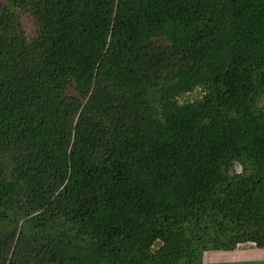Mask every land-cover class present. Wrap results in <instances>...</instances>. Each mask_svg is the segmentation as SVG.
<instances>
[{"label":"trees","instance_id":"16d2710c","mask_svg":"<svg viewBox=\"0 0 264 264\" xmlns=\"http://www.w3.org/2000/svg\"><path fill=\"white\" fill-rule=\"evenodd\" d=\"M252 246L264 0H0V264Z\"/></svg>","mask_w":264,"mask_h":264},{"label":"crops","instance_id":"0c3cea01","mask_svg":"<svg viewBox=\"0 0 264 264\" xmlns=\"http://www.w3.org/2000/svg\"><path fill=\"white\" fill-rule=\"evenodd\" d=\"M202 264H264V248H236L231 251H207Z\"/></svg>","mask_w":264,"mask_h":264},{"label":"rangeland","instance_id":"374dc122","mask_svg":"<svg viewBox=\"0 0 264 264\" xmlns=\"http://www.w3.org/2000/svg\"><path fill=\"white\" fill-rule=\"evenodd\" d=\"M22 25H23V28H24L26 34L29 36L30 30H31V25H30L29 19L26 16L22 17ZM197 96H198L197 93L186 95L183 97L182 101L192 100V99L196 98Z\"/></svg>","mask_w":264,"mask_h":264}]
</instances>
